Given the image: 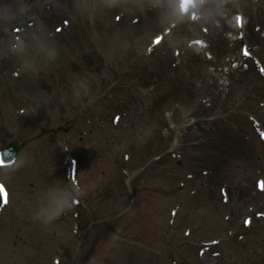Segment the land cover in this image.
Segmentation results:
<instances>
[{"label": "rangeland", "instance_id": "1", "mask_svg": "<svg viewBox=\"0 0 264 264\" xmlns=\"http://www.w3.org/2000/svg\"><path fill=\"white\" fill-rule=\"evenodd\" d=\"M38 0H0V140L3 142L11 134H17L21 136L27 135L30 130L31 132H36L38 123L47 122L50 126L57 127L60 122L58 119L54 118L56 115L67 114L69 119L73 118V115L68 114L67 110L71 107H76L78 109L87 107L94 112H99V117L108 111L111 106L105 104L92 105V101L100 97L108 90L110 84L114 80L112 73L105 67L104 59L108 60L112 68L117 69V74H121L124 70H128L132 62L135 61L136 57L140 55H146L148 52V47L151 46L152 39L158 35L161 31L168 28L174 19H179L178 8L176 5V0H80V7L78 6V0H60L58 3L62 8L57 9V13L51 18L44 19V21H37L35 19V14L39 16L38 12H42V5L36 3ZM214 0H210L209 4L213 5ZM218 0L213 8L216 7ZM226 2L227 0H222ZM93 2V5L89 3ZM245 6V5H244ZM16 7V10H13ZM248 15L251 17V12L249 8L246 7ZM14 12V13H13ZM214 12V11H213ZM245 12V11H244ZM34 15V16H33ZM119 16L121 18L120 22L115 18ZM258 16V15H257ZM24 20L27 21L22 28V23ZM26 18V19H25ZM31 19V20H30ZM29 20L31 22H36L31 28L32 31L26 30ZM184 20V21H183ZM67 21L70 23L72 32L81 30L85 33L86 38L89 41L88 48L82 47L79 51V55L74 59L73 70L71 76L65 79H50L48 83L42 80L40 74L43 72L48 62L52 59L59 57L60 51L62 50V42L59 34L55 31L56 27L64 26L63 22ZM37 22H41L39 24ZM213 23V19H210V23ZM203 21L201 22V25ZM180 27H189L187 19H180ZM207 25V24H206ZM68 28V30H69ZM19 29V31H17ZM200 30V29H199ZM184 31L188 29L184 28ZM236 25L233 18L232 11H228V15L220 22L219 26H216L214 22L213 34H215L222 42L226 45L231 46L227 36L231 32L236 33ZM198 32V30H197ZM248 34L250 36L249 30ZM252 39V38H251ZM10 41V43H8ZM261 44L254 45L257 54H260L264 47V37L260 41ZM240 43L232 50L239 49ZM199 53L198 51H194ZM189 53V52H188ZM195 53H191V56L196 59L197 62H201V65L207 64V69L205 71L204 87H200V94L196 93V98L198 99V104L196 110L191 113V115L186 111V108L180 105L182 99H178L176 96L175 102L178 104V108L174 110L173 121H181L182 124L186 126L185 132L189 133V137L195 138V133L193 131L192 121L187 123L192 115L199 113H204L207 109H204V105L212 104L214 100L218 102H226L227 104L236 98L235 93L232 88L227 86H222L220 90L215 91V89L209 85L210 83L223 80L225 78V73H218L214 70L213 65L207 62L204 57L198 56ZM231 55V57H235ZM112 58V63L110 62ZM222 61L225 60L221 57ZM220 59V60H221ZM110 66V65H109ZM197 66V63H195ZM80 70V71H78ZM154 72H157L156 68H152ZM181 72L186 75L184 69ZM208 75H207V73ZM42 73V75H43ZM238 76L237 72L234 73ZM239 75H242L239 73ZM158 77V76H157ZM244 77V76H243ZM194 85L197 87L201 85V80L198 74L192 79ZM53 83V84H51ZM103 84V85H102ZM224 88V90H223ZM262 90V89H258ZM125 95H128L129 100L133 99L132 96H136L134 91L129 89L124 90ZM141 107L145 111L133 112L130 105L128 106V117L127 120L123 121V130L120 133H115L114 138L115 144H119L120 139L123 135H127L125 132H130L136 139H141L144 134L152 130H156V125L150 119V110L145 108L148 106V102L145 98H141ZM206 104H202L203 101ZM55 107V108H54ZM51 109H55V116H51L50 120L48 118V112ZM209 110V109H208ZM117 112H111V118ZM120 113H122L120 111ZM153 113H155L153 111ZM264 113V112H263ZM96 114L94 113V116ZM145 115V116H143ZM125 115H123V118ZM92 118V116H90ZM94 118V117H93ZM187 123V124H186ZM96 124V117L92 119L91 122L85 123L84 125L79 123L78 130L74 131L69 135L68 139H71L73 145L76 146L74 151L77 153V157L80 159V164L84 166V171L87 170V164L91 159L95 160L96 164L105 166L107 161L103 158V152L98 150L101 143H105L103 135L98 132L93 136H87L91 148L85 150L83 148V142L79 141V133L90 131L94 128ZM127 125V127H126ZM125 131V132H124ZM180 129L176 130L177 135ZM122 135V136H119ZM65 138V137H64ZM86 138V136H85ZM52 146L54 142L51 141ZM89 145V144H88ZM110 145L106 144V149L108 150ZM90 147V146H89ZM95 147V148H94ZM124 149H126V144H124ZM256 144V149H257ZM36 149V148H35ZM79 149V151H78ZM119 151V160L125 153L124 149H120L116 146ZM261 151V148H259ZM49 155L56 154L59 159L57 162L52 164L50 160H47L48 167L43 169V174L41 179L36 181L34 189L28 190L33 197L27 196L35 206V211L30 209L33 217L38 221H45L41 218L42 214H47L43 209L48 206V233L51 231H64L70 235V242L75 244L74 237L71 236V231L74 228V221H70V217L66 216L68 212L67 197H65V189L69 191L70 184L65 179L67 178L64 173V168L62 165L63 153L59 148H55L52 152L49 148L46 149ZM48 155V154H47ZM54 158V157H53ZM81 166V170L82 167ZM80 171V170H79ZM4 175L0 178L5 179L9 185L13 188L15 193H18V185L16 180H12L8 177V171L0 172ZM22 178V173H18ZM81 177L86 176L85 173L81 171ZM242 178H230L228 181L235 182L240 181ZM102 190L103 186H100ZM100 189V188H99ZM97 190V189H96ZM49 192V196H48ZM96 192V191H95ZM96 193L92 195L91 192L87 194L89 200H93ZM127 198H121L119 205L124 204ZM115 204V201H109ZM41 204L46 206L41 207ZM107 212L111 213L113 207L109 208L105 205ZM166 208V207H165ZM101 212V211H99ZM166 215L160 219V225L164 226L168 217V211H165ZM56 213V214H55ZM102 213V212H101ZM38 216V217H35ZM60 216L61 223L57 226L54 222L55 219ZM142 215L139 214L135 217L137 221H132L136 224L134 227L137 232H146L144 227L139 222L142 219ZM34 220V219H33ZM126 221L129 223L131 221ZM32 222V220H31ZM70 228V229H69ZM184 229H179L173 237L172 241H179L183 238L182 233ZM31 236V234H29ZM43 235V234H42ZM96 245L93 246V251L100 248L98 241L101 240L105 242V239H99V235L94 234ZM134 238L136 240L147 241V244L163 246L164 242L160 240L158 236H148L142 238L141 234H135ZM22 239L26 242V246L21 248V253H25L24 262L21 264H41V254L39 249L34 247L38 245L40 247L45 246L44 240H42L41 245L35 242L30 244L27 241V237L24 232L22 233ZM213 239V238H212ZM62 240L59 236L54 239L48 235V255L50 247L54 250L66 249L62 246ZM73 246H69V252ZM89 254L95 256L98 253L88 252ZM113 258L105 260L102 264H128L126 260V255H113ZM169 259V257L167 256ZM23 260V259H22ZM166 260V258L161 259V261ZM83 259L80 261L82 263ZM197 264H214L211 259H199L195 261Z\"/></svg>", "mask_w": 264, "mask_h": 264}, {"label": "snow or ice", "instance_id": "2", "mask_svg": "<svg viewBox=\"0 0 264 264\" xmlns=\"http://www.w3.org/2000/svg\"><path fill=\"white\" fill-rule=\"evenodd\" d=\"M194 6H195V0H181L180 7H181V10H183L185 12L188 11L189 7H194ZM17 31H19V29H17ZM160 39H161L160 37H157L155 42L159 43ZM245 54H247V51H245ZM0 162H2V161H0ZM260 187L262 190H264V181L260 182Z\"/></svg>", "mask_w": 264, "mask_h": 264}]
</instances>
